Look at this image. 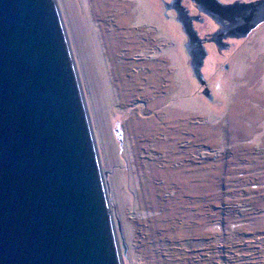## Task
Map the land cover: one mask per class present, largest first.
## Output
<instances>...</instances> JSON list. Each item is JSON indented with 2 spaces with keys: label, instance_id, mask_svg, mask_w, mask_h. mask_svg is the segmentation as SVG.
I'll return each mask as SVG.
<instances>
[{
  "label": "rangeland",
  "instance_id": "rangeland-1",
  "mask_svg": "<svg viewBox=\"0 0 264 264\" xmlns=\"http://www.w3.org/2000/svg\"><path fill=\"white\" fill-rule=\"evenodd\" d=\"M55 1L121 264H264V23L211 52L205 86L163 0Z\"/></svg>",
  "mask_w": 264,
  "mask_h": 264
},
{
  "label": "water",
  "instance_id": "water-1",
  "mask_svg": "<svg viewBox=\"0 0 264 264\" xmlns=\"http://www.w3.org/2000/svg\"><path fill=\"white\" fill-rule=\"evenodd\" d=\"M182 1L166 8L206 85L204 41L247 37L264 0H190L220 26L205 38ZM105 175L56 1L0 0V264H121Z\"/></svg>",
  "mask_w": 264,
  "mask_h": 264
},
{
  "label": "flooded vegetation",
  "instance_id": "flooded-vegetation-1",
  "mask_svg": "<svg viewBox=\"0 0 264 264\" xmlns=\"http://www.w3.org/2000/svg\"><path fill=\"white\" fill-rule=\"evenodd\" d=\"M172 1L173 0H163V4L165 6V9H167L165 3L166 2H170L171 3ZM220 1H222L224 3H230V2L235 1V0H220ZM246 1H251V0H246ZM182 5L186 8V12H188L189 16L197 17L198 20H196V19L193 20V26H194L195 30L197 31L199 37L205 38V37H207L208 34L213 33L214 31H216L220 27L213 19H211L209 16L205 15L204 13L200 12V10L197 8V5L195 3H193L192 1L183 0L182 1ZM167 10H168V12H172L174 14L175 20L180 25L181 30L184 33L185 37H186V40H188V35L185 32V30H184L183 23L179 20V18H181V14H179V12L176 9H174V8L167 9ZM206 20L211 21L214 24L215 29L212 32L206 33L205 35H201V33H200V31H199V29L197 27V24H204L206 22ZM237 39H239V38L228 37L227 39L224 40L226 43H224V45H222V47H219L215 42L204 41V45L208 49L207 56L205 58V64L207 62H209V58L211 57V52H213L214 49H218L219 48L221 50L219 52H224L225 49L230 48V46L232 44V41H235ZM209 47H211L210 48L211 51L209 50ZM204 67H205V65H204ZM225 68H228V65H226Z\"/></svg>",
  "mask_w": 264,
  "mask_h": 264
}]
</instances>
